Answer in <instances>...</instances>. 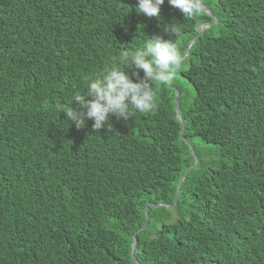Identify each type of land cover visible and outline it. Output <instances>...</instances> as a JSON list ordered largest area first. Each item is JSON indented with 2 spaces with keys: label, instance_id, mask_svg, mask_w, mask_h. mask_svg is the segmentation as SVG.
<instances>
[{
  "label": "trees",
  "instance_id": "1",
  "mask_svg": "<svg viewBox=\"0 0 264 264\" xmlns=\"http://www.w3.org/2000/svg\"><path fill=\"white\" fill-rule=\"evenodd\" d=\"M203 4L0 0V264H264V0ZM174 22L154 111L77 128L88 81Z\"/></svg>",
  "mask_w": 264,
  "mask_h": 264
},
{
  "label": "clouds",
  "instance_id": "2",
  "mask_svg": "<svg viewBox=\"0 0 264 264\" xmlns=\"http://www.w3.org/2000/svg\"><path fill=\"white\" fill-rule=\"evenodd\" d=\"M165 0H138L136 11L148 17L160 16ZM168 3L181 10L184 18L201 15L205 6L203 0H168ZM181 23H173L163 31L174 35V39H164L154 34L140 46L121 50L118 58L95 74L88 86L76 95L71 110L65 112L75 122L77 128L86 126V121H94L92 127L100 130L108 124L109 118L116 117L128 121L135 112L148 114L156 108L154 82L170 83L182 71L185 55L177 39L182 34ZM125 69L134 70L132 74ZM143 72V78L140 72ZM133 77H137L134 82Z\"/></svg>",
  "mask_w": 264,
  "mask_h": 264
},
{
  "label": "water",
  "instance_id": "3",
  "mask_svg": "<svg viewBox=\"0 0 264 264\" xmlns=\"http://www.w3.org/2000/svg\"><path fill=\"white\" fill-rule=\"evenodd\" d=\"M207 26H209V24H204V25H202L201 29L204 30L205 27H207ZM194 42H195V39L190 43V45H189V47H188V50H190V48L192 47V45H193ZM178 96H179V95L177 94V96H176V101H177V99H178ZM176 109H177L178 120H179L180 122H183V121H182L181 114H180V107H179V104H178V103H177V107H176ZM183 123H184V122H183ZM184 131H185V127L183 128L182 133H183ZM194 153H195V152H194ZM196 164H197V159H196V163H195L193 166H196ZM193 166H191V167L188 169V171H189ZM188 171H187V173H188ZM185 178H186V174L183 176V178H182V180H181V182H180V184H179L178 191H179V189H180V187H181V185H182V183H183V181H184ZM136 244H137V237L134 238V242H133V244H132V252H131V254H132L133 257H134V252H135ZM134 260H135L136 264H139V262L136 260L135 257H134Z\"/></svg>",
  "mask_w": 264,
  "mask_h": 264
}]
</instances>
